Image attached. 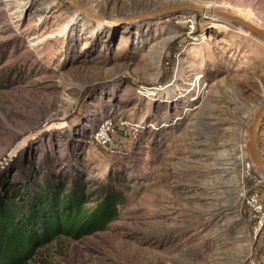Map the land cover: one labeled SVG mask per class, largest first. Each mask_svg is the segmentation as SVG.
<instances>
[{
  "label": "rangeland",
  "instance_id": "rangeland-1",
  "mask_svg": "<svg viewBox=\"0 0 264 264\" xmlns=\"http://www.w3.org/2000/svg\"><path fill=\"white\" fill-rule=\"evenodd\" d=\"M75 1L97 19L65 0H0V175L77 170L126 202L105 231L26 264H264L242 170L264 41L185 9L113 22L184 0ZM189 1L264 27V0ZM258 148L264 160V122Z\"/></svg>",
  "mask_w": 264,
  "mask_h": 264
},
{
  "label": "trees",
  "instance_id": "trees-1",
  "mask_svg": "<svg viewBox=\"0 0 264 264\" xmlns=\"http://www.w3.org/2000/svg\"><path fill=\"white\" fill-rule=\"evenodd\" d=\"M0 175V264H26L57 238L78 240L105 231L126 197L111 184L93 186L73 170Z\"/></svg>",
  "mask_w": 264,
  "mask_h": 264
},
{
  "label": "water",
  "instance_id": "water-1",
  "mask_svg": "<svg viewBox=\"0 0 264 264\" xmlns=\"http://www.w3.org/2000/svg\"><path fill=\"white\" fill-rule=\"evenodd\" d=\"M65 2L71 7H73L80 14L86 16L87 18L97 19L90 12H88L86 8L77 4L75 0H65ZM177 9H185L192 13H197V14L204 13L207 15H212L214 17L221 18L222 20L231 22L233 24L242 27L243 29L251 32L252 34H254L255 36H257L258 38L264 41V30L254 25L250 21L245 20L242 17L237 16L235 14H231L208 6L200 5L197 4L196 2H192L189 0L166 3L162 6L154 8L150 12L131 15L122 20L121 19L115 20L113 22L116 24L130 23L134 21L144 20L146 18H152L161 15L163 13L171 12ZM263 122H264V100L259 103L257 109L255 110L252 116V119L247 127V139L244 143V151L247 155V159L252 164L254 170L261 176V178L264 181V160L261 159L258 148V135L261 130V127L263 126Z\"/></svg>",
  "mask_w": 264,
  "mask_h": 264
},
{
  "label": "built area",
  "instance_id": "built-area-1",
  "mask_svg": "<svg viewBox=\"0 0 264 264\" xmlns=\"http://www.w3.org/2000/svg\"><path fill=\"white\" fill-rule=\"evenodd\" d=\"M97 136L101 137L102 133H99ZM242 170L245 171L246 176L251 178L253 185L252 189L244 194V206L249 218L257 225L261 226L264 223V205L259 200L258 189L264 191V181L254 170L252 164L247 159L246 153H244Z\"/></svg>",
  "mask_w": 264,
  "mask_h": 264
},
{
  "label": "bare ground",
  "instance_id": "bare-ground-1",
  "mask_svg": "<svg viewBox=\"0 0 264 264\" xmlns=\"http://www.w3.org/2000/svg\"><path fill=\"white\" fill-rule=\"evenodd\" d=\"M204 6H207V5L205 4ZM47 8H48V5L43 6L41 10H42L43 12H45V11H47ZM240 17H241V16H240ZM242 17H243V16H242ZM243 18H244V17H243ZM245 20H248V21H250V22L252 23V21L250 20L249 17L245 18ZM217 25H219L220 29H222V30H227V29H228V27H227L226 24H222V23H221V24H217ZM262 29L264 30V27H263ZM36 43H37V41H36V42H30V45L33 46V45H35ZM198 84H199V81H198ZM193 86H196V83H194Z\"/></svg>",
  "mask_w": 264,
  "mask_h": 264
}]
</instances>
